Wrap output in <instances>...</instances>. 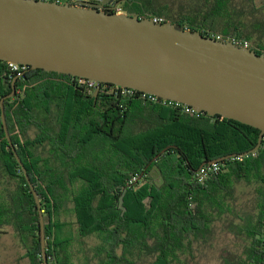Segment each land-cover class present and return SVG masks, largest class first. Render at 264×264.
<instances>
[{"label": "trees", "instance_id": "obj_1", "mask_svg": "<svg viewBox=\"0 0 264 264\" xmlns=\"http://www.w3.org/2000/svg\"><path fill=\"white\" fill-rule=\"evenodd\" d=\"M257 2L124 0L118 7L260 54L264 0ZM113 88L101 83L94 97L79 77L0 61V101L39 197L48 263L264 264V136L244 154L259 129ZM228 154L216 161L219 171L197 180L201 165ZM9 230L27 263L43 264L37 206L0 108V234Z\"/></svg>", "mask_w": 264, "mask_h": 264}, {"label": "water", "instance_id": "obj_2", "mask_svg": "<svg viewBox=\"0 0 264 264\" xmlns=\"http://www.w3.org/2000/svg\"><path fill=\"white\" fill-rule=\"evenodd\" d=\"M110 1L0 0V61L94 80V97L101 83H110L237 120L259 129L256 145L244 154L256 151L264 136V53L169 21L115 12L124 0L107 12L102 8ZM0 108L37 206L42 262L49 264L39 197L9 136L3 100Z\"/></svg>", "mask_w": 264, "mask_h": 264}, {"label": "built area", "instance_id": "obj_3", "mask_svg": "<svg viewBox=\"0 0 264 264\" xmlns=\"http://www.w3.org/2000/svg\"><path fill=\"white\" fill-rule=\"evenodd\" d=\"M57 1L61 2L60 0H57ZM71 1L73 2V4H75L76 2L89 1V0H71ZM110 5H111L110 8L112 9V6L114 5V0H111ZM119 10H120V8L117 6L116 9H115V12L121 13ZM152 19L155 22H161V18L154 17ZM216 39H220V36L217 35ZM244 45L247 46L246 43H244ZM8 64H9L11 70H20V69L23 70L25 68L24 65H20V64H17V63L8 62ZM79 82L84 83L87 86L89 92L93 91L98 85V83L96 81H94V80L86 79V78H80V77H79ZM113 89H114V91H118L119 90L122 93H132L135 90V89H132V88L121 87V86H117V85H115V88H113ZM142 94H143V96H147V98H149L151 100H156L158 98L157 96L152 95V94H148V93H144V92H142ZM164 101H166V100H164ZM178 104H180V103H178ZM184 106H185L186 110H190L192 112H196L191 107L186 106V105H184ZM219 169H220V164H218L217 162H210V163H207V164H203V165H201L199 167V169L197 171V180L198 181H203L210 173L217 172V171H219Z\"/></svg>", "mask_w": 264, "mask_h": 264}, {"label": "crops", "instance_id": "obj_4", "mask_svg": "<svg viewBox=\"0 0 264 264\" xmlns=\"http://www.w3.org/2000/svg\"><path fill=\"white\" fill-rule=\"evenodd\" d=\"M119 11L124 12L122 9H120ZM7 234H11L15 238L14 233L11 230H9L7 233L0 234V264H15V262H13L15 260L20 261V262L22 261V264H28L27 259L23 255V250L21 249L18 240L15 238L18 243L6 241L5 236ZM14 249H17L16 254L15 253L11 254L9 250L13 251ZM6 253H7V256H5ZM10 255H12L15 259L10 258L9 257ZM7 257L9 258L6 261L5 259Z\"/></svg>", "mask_w": 264, "mask_h": 264}, {"label": "rangeland", "instance_id": "obj_5", "mask_svg": "<svg viewBox=\"0 0 264 264\" xmlns=\"http://www.w3.org/2000/svg\"><path fill=\"white\" fill-rule=\"evenodd\" d=\"M261 1H263V0H259V2H261ZM259 2H257V3H259ZM5 238H6V241H9V242H17L16 241V237L14 238L13 237V235H11V234H7L6 236H5ZM18 243V242H17ZM10 252H11V254L12 253H15L16 254V252H17V249H14L13 251L12 250H9ZM6 252H7V250H6ZM5 256H7V253H6V255ZM10 258H13V259H15L12 255H10L9 256ZM9 257H7L5 260L7 261L8 260V258ZM212 262H214L213 261V259L212 258H209ZM206 259L203 257V258H200V261H198V264H205L206 262ZM13 262H15V264H22V261L20 262V261H13Z\"/></svg>", "mask_w": 264, "mask_h": 264}, {"label": "flooded vegetation", "instance_id": "obj_6", "mask_svg": "<svg viewBox=\"0 0 264 264\" xmlns=\"http://www.w3.org/2000/svg\"><path fill=\"white\" fill-rule=\"evenodd\" d=\"M110 3H111V1L105 3L102 9H104V10L107 11V12H111L112 9L110 8V7H111Z\"/></svg>", "mask_w": 264, "mask_h": 264}]
</instances>
